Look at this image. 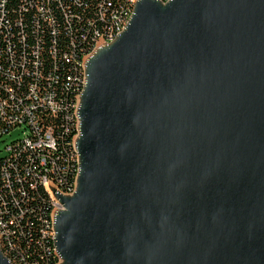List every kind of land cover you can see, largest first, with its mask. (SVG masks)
<instances>
[{"label": "water", "instance_id": "water-1", "mask_svg": "<svg viewBox=\"0 0 264 264\" xmlns=\"http://www.w3.org/2000/svg\"><path fill=\"white\" fill-rule=\"evenodd\" d=\"M84 73L61 264H264V0H138Z\"/></svg>", "mask_w": 264, "mask_h": 264}, {"label": "trees", "instance_id": "trees-1", "mask_svg": "<svg viewBox=\"0 0 264 264\" xmlns=\"http://www.w3.org/2000/svg\"><path fill=\"white\" fill-rule=\"evenodd\" d=\"M132 6V0H0V137L18 127L24 133L0 158V246L13 264L60 261L45 179L74 191L84 58Z\"/></svg>", "mask_w": 264, "mask_h": 264}, {"label": "built area", "instance_id": "built-area-1", "mask_svg": "<svg viewBox=\"0 0 264 264\" xmlns=\"http://www.w3.org/2000/svg\"><path fill=\"white\" fill-rule=\"evenodd\" d=\"M138 0H132V4H133V6H132V8H131V10H130V13L128 14V16H127V18L126 19H124L123 21H121V22H119L117 25H116V27L114 28V29H112L111 31H110V33L106 36V37H104V36H102L98 41H97V44H98V42L99 41H104L105 43L106 42H111V41H113L116 37H117V35L125 28V26H126V24L128 23V21H129V18H130V16H131V14H132V12H133V9H134V6H135V3L137 2ZM97 44H96V46H97ZM96 48V47H95ZM94 48V49H95ZM89 55V54H88ZM87 55V56H88ZM86 56V57H87ZM86 57L84 58V62H85V59H86ZM84 62H83V67H84ZM84 81H85V73H84V80H83V84H84ZM82 89H83V85H82ZM82 92V91H81ZM81 94V93H80ZM80 96V95H79ZM79 96H78V100H77V104H76V111H75V114H76V117H77V108H78V102H79ZM77 122H78V117H77ZM77 128H78V124H77ZM77 133H78V131H77ZM77 135V134H76ZM75 138H76V136H75ZM48 139H49V144H51V143H53V138H52V135L51 134H49L48 135ZM42 142H43V140H39L38 141V145H41L42 144ZM74 143H75V139H74ZM74 145V149H75V144H73ZM75 152H76V149H75ZM76 156H77V161H78V154H77V152H76ZM79 165V164H78ZM48 183H52V184H54V185H56L58 188H59V186L57 185V184H55V183H53V182H51V181H49V180H47V179H45V186H46V188L48 189V191H49V193H50V190H49V188H48ZM76 185V184H75ZM60 189V188H59ZM61 190V189H60ZM75 190V189H74ZM62 191V190H61ZM63 192V191H62ZM63 193H65V192H63ZM51 194V193H50ZM67 194H71V193H67ZM52 196V195H51ZM52 199H53V197H52ZM53 201H54V199H53ZM54 205H55V208H56V204H55V202H54ZM58 206H61L60 204L58 205ZM55 208H54V210H53V213H52V231H53V234L55 235V232H54V228H53V214H54V212H55ZM54 238V237H53ZM1 247V246H0ZM55 250H56V246H55ZM4 253V252H3ZM56 253H57V251H56ZM57 255H58V253H57ZM58 257H59V255H58ZM59 259H60V257H59ZM13 263V262H12ZM61 263V259H60V261H59V263L58 264H60Z\"/></svg>", "mask_w": 264, "mask_h": 264}, {"label": "rangeland", "instance_id": "rangeland-1", "mask_svg": "<svg viewBox=\"0 0 264 264\" xmlns=\"http://www.w3.org/2000/svg\"><path fill=\"white\" fill-rule=\"evenodd\" d=\"M104 43L105 42L103 40L99 41L96 47H99L100 45H102ZM88 57H89V55L86 57V59ZM23 136H24L23 128L18 127L16 129L12 130L10 133H7L4 136L0 137V158L5 156V153H6L5 147L7 144L11 143L12 141H14L18 138H22ZM48 188H49L50 193H51V195L54 199V202L56 204L55 211H57L58 209L62 208V204L60 202V199L57 196V193H62L65 195H67V193H63L56 185H54L52 183H48ZM59 204L61 206H58Z\"/></svg>", "mask_w": 264, "mask_h": 264}]
</instances>
